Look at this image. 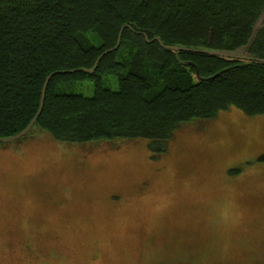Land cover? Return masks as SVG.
Masks as SVG:
<instances>
[{"label": "rangeland", "instance_id": "1", "mask_svg": "<svg viewBox=\"0 0 264 264\" xmlns=\"http://www.w3.org/2000/svg\"><path fill=\"white\" fill-rule=\"evenodd\" d=\"M38 129L0 145V231L21 236L0 264L264 261V114L230 106L185 121L165 151Z\"/></svg>", "mask_w": 264, "mask_h": 264}, {"label": "trees", "instance_id": "2", "mask_svg": "<svg viewBox=\"0 0 264 264\" xmlns=\"http://www.w3.org/2000/svg\"><path fill=\"white\" fill-rule=\"evenodd\" d=\"M123 25L117 48L94 72L82 69L116 45ZM146 35L264 58V0H0V137L23 130L46 77L66 71L51 77L25 136L0 145L39 128L76 144L145 137L165 151L185 121L230 106L264 114V61L173 50ZM110 75L118 89L105 83ZM86 85L92 94L78 91ZM4 234L0 247L21 239Z\"/></svg>", "mask_w": 264, "mask_h": 264}, {"label": "water", "instance_id": "3", "mask_svg": "<svg viewBox=\"0 0 264 264\" xmlns=\"http://www.w3.org/2000/svg\"><path fill=\"white\" fill-rule=\"evenodd\" d=\"M125 26L126 25H123V27L121 28V30L119 32L120 35H119V38H118V41H117L116 45L114 47H111L109 50L105 51L103 54H101L96 59L95 65L92 68L82 67V69H84L85 71L90 72V73L94 72L95 68L97 67V65L99 63L98 61L101 59V57L104 54L108 53L109 51L117 48V46L119 45V43L121 41L122 34H123L122 32H123V29H124ZM146 38H147V40H149L147 35H146ZM153 39H157L159 41L160 45L163 46L164 48H169V49H173V50H180L181 49V50H188V51H193V52L194 51H198V52H203V53H207V54H209V53L210 54H215V55L222 56V57L223 56H227V57H232V58H243V59H248V60L255 59V60H259V61H264V58H262V57H256V56H252V55L248 56L244 52H237L236 53V52H229V51H224V50L223 51L211 50V49L206 50V49H201V48H196V47L190 48V47L183 46V45L179 46V45L168 44V43L165 44L160 39V37H158V36H155L151 40H153ZM151 40H149V41H151ZM70 71H72V70H70ZM58 72H66V71L65 70L54 71L52 74H49L46 77L45 82H44L43 87H42V90H41L42 95H41L40 104H39L40 108H39L38 112L36 113V115L30 120V122L26 125V127L23 130H21V131H19L17 133H14L11 136L0 137V142H11V141H13L15 139L21 138V137L25 136L26 132H28L33 127V125L35 124L37 118L40 116V114H41V112H42V110L44 108L43 105H44V101H45V97H46V93H47L46 92L47 85H48L51 77L53 76V74L54 73H58Z\"/></svg>", "mask_w": 264, "mask_h": 264}]
</instances>
